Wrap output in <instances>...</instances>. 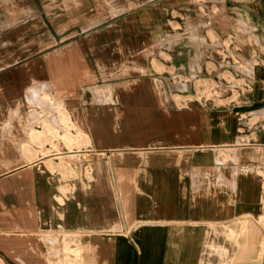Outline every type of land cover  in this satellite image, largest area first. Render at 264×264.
<instances>
[{
    "label": "crops",
    "instance_id": "0c3cea01",
    "mask_svg": "<svg viewBox=\"0 0 264 264\" xmlns=\"http://www.w3.org/2000/svg\"><path fill=\"white\" fill-rule=\"evenodd\" d=\"M40 2L0 0V264H264V0Z\"/></svg>",
    "mask_w": 264,
    "mask_h": 264
},
{
    "label": "rangeland",
    "instance_id": "374dc122",
    "mask_svg": "<svg viewBox=\"0 0 264 264\" xmlns=\"http://www.w3.org/2000/svg\"><path fill=\"white\" fill-rule=\"evenodd\" d=\"M6 2H8L9 3V1L10 0H5ZM143 0H130V6L131 7H133V6H135V5H137V3H139V2H142ZM31 3L33 4V5H35V6H37V7H39L40 6V4H41V2H40V0H31ZM23 8V7H22ZM7 8L6 7H4L3 5H1V7H0V13L1 14H5L4 13V11L6 10ZM25 12V9L23 8L22 10H21V12L19 13V14H17V12L15 11V13H13V15H11L12 16V18H15V17H17V15H21V14H23ZM70 146H69V148H72V146H71V144H69ZM69 163V162H68ZM69 191V189L68 188H66L65 190H64V192L66 193V192H68ZM46 238H48L50 241H51V238H52V240L54 241V242H56L55 240H56V237H51L50 236V234L49 235H46L45 236ZM52 241V242H53ZM64 243H65V247H64V255H65V259H68V258H71V257H76V259L79 257V251L78 250H74L72 247H71V243H72V240L70 241V237L69 236H67V235H65L64 236ZM55 244V243H54ZM66 261V260H65ZM65 264H69V263H67V262H65ZM71 264V263H70Z\"/></svg>",
    "mask_w": 264,
    "mask_h": 264
},
{
    "label": "bare ground",
    "instance_id": "6f19581e",
    "mask_svg": "<svg viewBox=\"0 0 264 264\" xmlns=\"http://www.w3.org/2000/svg\"><path fill=\"white\" fill-rule=\"evenodd\" d=\"M218 42V41H217ZM220 64H221V62H220ZM230 232V231H229ZM263 245V244H262Z\"/></svg>",
    "mask_w": 264,
    "mask_h": 264
}]
</instances>
